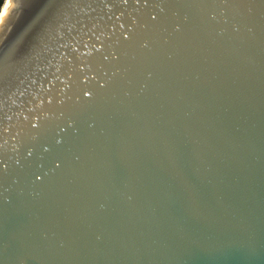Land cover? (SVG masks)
I'll return each instance as SVG.
<instances>
[{"label":"water","instance_id":"water-1","mask_svg":"<svg viewBox=\"0 0 264 264\" xmlns=\"http://www.w3.org/2000/svg\"><path fill=\"white\" fill-rule=\"evenodd\" d=\"M0 264H264V0H13Z\"/></svg>","mask_w":264,"mask_h":264},{"label":"snow or ice","instance_id":"snow-or-ice-1","mask_svg":"<svg viewBox=\"0 0 264 264\" xmlns=\"http://www.w3.org/2000/svg\"><path fill=\"white\" fill-rule=\"evenodd\" d=\"M7 4L9 7L12 6L13 4V0H7ZM9 7H4L2 12H0V19H2L5 15L8 14V11H9Z\"/></svg>","mask_w":264,"mask_h":264},{"label":"trees","instance_id":"trees-1","mask_svg":"<svg viewBox=\"0 0 264 264\" xmlns=\"http://www.w3.org/2000/svg\"><path fill=\"white\" fill-rule=\"evenodd\" d=\"M5 1H6V0H0V12H1L2 9H3V6H4V4H5Z\"/></svg>","mask_w":264,"mask_h":264},{"label":"bare ground","instance_id":"bare-ground-1","mask_svg":"<svg viewBox=\"0 0 264 264\" xmlns=\"http://www.w3.org/2000/svg\"><path fill=\"white\" fill-rule=\"evenodd\" d=\"M6 4H7V0L5 1V4H4L3 8L6 6ZM2 10H3V9H2Z\"/></svg>","mask_w":264,"mask_h":264}]
</instances>
